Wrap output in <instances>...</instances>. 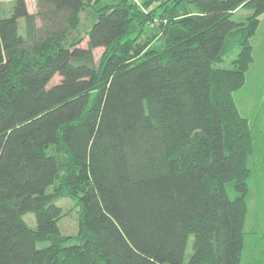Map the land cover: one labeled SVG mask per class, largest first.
<instances>
[{
  "label": "trees",
  "instance_id": "1",
  "mask_svg": "<svg viewBox=\"0 0 264 264\" xmlns=\"http://www.w3.org/2000/svg\"><path fill=\"white\" fill-rule=\"evenodd\" d=\"M141 1L0 8V264H185L191 237L187 264H241L254 129L234 94L264 0ZM159 9L161 50L143 43ZM85 10V46L67 44ZM63 192L81 207L74 245Z\"/></svg>",
  "mask_w": 264,
  "mask_h": 264
},
{
  "label": "rangeland",
  "instance_id": "2",
  "mask_svg": "<svg viewBox=\"0 0 264 264\" xmlns=\"http://www.w3.org/2000/svg\"><path fill=\"white\" fill-rule=\"evenodd\" d=\"M31 13L36 12V0H27ZM144 0L141 1L143 3ZM150 9H153L163 3L164 6H171L173 3L169 0H153ZM15 0H0V8L10 12ZM182 2V1H181ZM180 2H178L179 5ZM179 14L184 17L187 5L182 4ZM163 10V8H161ZM157 11L155 20H151L147 34L143 38V43L149 45L148 48L164 49L168 39L164 34V27L170 24L168 18L163 17L162 10ZM170 9V8H169ZM170 14V10L168 11ZM238 17L245 20L252 14L249 9L238 11ZM178 14V15H179ZM183 15V16H182ZM178 17L177 21L180 19ZM167 21V22H166ZM175 20H172V22ZM93 24V15L89 10L80 14L78 26L73 28L66 39L70 44L78 40H83L85 46L88 38V32ZM172 26V24H171ZM173 30V27H172ZM148 38V39H147ZM251 44L254 49L255 61L247 73L246 84L243 88L234 94L235 101L241 115L248 118L253 126V150L247 155V165L250 169L249 193L247 196L248 212L244 225V245L242 251L241 264H254L255 261L264 263V141L260 133H264V15L254 37L251 38ZM234 42L231 52L225 57L224 62L219 67L231 69L234 67V61L239 56L240 47ZM104 49L95 51L96 61L99 64ZM57 81L59 78L56 79ZM56 204L61 206L63 216L59 227L63 235L69 236L73 241L72 245L77 244L80 238L79 221L81 216V207L77 199L67 196L64 192L60 193ZM25 220L32 226L35 223L34 214L25 216ZM193 237L190 238L187 248V260L192 254Z\"/></svg>",
  "mask_w": 264,
  "mask_h": 264
},
{
  "label": "built area",
  "instance_id": "3",
  "mask_svg": "<svg viewBox=\"0 0 264 264\" xmlns=\"http://www.w3.org/2000/svg\"><path fill=\"white\" fill-rule=\"evenodd\" d=\"M133 1H136L137 3H140L141 0H133Z\"/></svg>",
  "mask_w": 264,
  "mask_h": 264
}]
</instances>
